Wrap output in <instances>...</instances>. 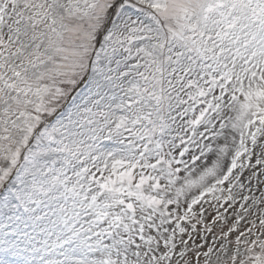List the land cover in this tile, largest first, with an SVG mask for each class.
<instances>
[{
	"label": "snow or ice",
	"instance_id": "6c2138e0",
	"mask_svg": "<svg viewBox=\"0 0 264 264\" xmlns=\"http://www.w3.org/2000/svg\"><path fill=\"white\" fill-rule=\"evenodd\" d=\"M0 264H264V0H0Z\"/></svg>",
	"mask_w": 264,
	"mask_h": 264
}]
</instances>
